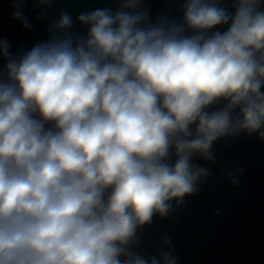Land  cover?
I'll list each match as a JSON object with an SVG mask.
<instances>
[{
    "label": "clouds",
    "instance_id": "clouds-1",
    "mask_svg": "<svg viewBox=\"0 0 264 264\" xmlns=\"http://www.w3.org/2000/svg\"><path fill=\"white\" fill-rule=\"evenodd\" d=\"M8 2L29 32L32 3L46 36L0 34V264H179L171 234L154 252L142 237L200 193L218 141H264V0L155 15L109 0L75 18L60 0Z\"/></svg>",
    "mask_w": 264,
    "mask_h": 264
}]
</instances>
